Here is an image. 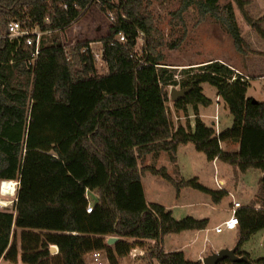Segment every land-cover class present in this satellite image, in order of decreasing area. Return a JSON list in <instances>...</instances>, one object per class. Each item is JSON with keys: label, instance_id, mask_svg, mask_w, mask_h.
<instances>
[{"label": "trees", "instance_id": "trees-1", "mask_svg": "<svg viewBox=\"0 0 264 264\" xmlns=\"http://www.w3.org/2000/svg\"><path fill=\"white\" fill-rule=\"evenodd\" d=\"M165 1L0 0V182H18L13 212L0 210V263L89 264L90 254L100 251L108 264H121L143 251L145 264H201L181 251H164L162 240L202 231L207 220H176L163 206L147 204L141 177L149 173L177 190L193 188L215 203L226 193L208 189L196 178L175 181L165 167L139 162L163 152L175 163L177 148L192 144L207 162L264 174V101L247 97L248 83L225 63L211 60L176 72L162 63L161 51L183 42V14L192 6L198 23L207 17L219 23L240 54L244 41L233 4L263 37L264 16L251 17L246 0H228L222 6L220 0H182L170 20L182 34L167 45L149 11L153 2ZM93 4L110 19L99 41V62L88 43L65 44L58 37ZM14 22L42 33L32 67L28 61L34 46L25 37L8 38ZM118 35L125 37L123 43ZM139 39L144 45L137 51ZM203 84L215 89L231 117L230 127L218 133L198 114V108L212 103L203 94ZM176 86L191 90L173 102V109L185 116L191 109L194 116L192 123L177 127L167 110L168 89ZM88 204L90 214L85 211ZM236 216L235 254L264 264V256L251 260L242 250L252 236L264 232V179L254 201ZM109 237L118 240L108 246ZM51 246L57 253L50 252ZM217 264L248 263L225 259Z\"/></svg>", "mask_w": 264, "mask_h": 264}, {"label": "rangeland", "instance_id": "rangeland-1", "mask_svg": "<svg viewBox=\"0 0 264 264\" xmlns=\"http://www.w3.org/2000/svg\"><path fill=\"white\" fill-rule=\"evenodd\" d=\"M181 1L166 0L161 4L153 2L149 9L154 18V24L161 32L167 45L178 39L182 34L179 27L170 24L171 14L180 7ZM246 1L245 10L251 17L258 19L264 16V0ZM227 2L228 0H220V5L222 6ZM233 8L235 19L244 41L243 54L235 50L231 37L219 23L209 17L198 23L197 10L192 6L183 14L187 29L183 42L174 50H170L165 46L161 50L164 57L162 63L165 64L167 69L180 72L183 69L196 68L201 63L219 59L248 76L246 93L248 97L255 101H264V37L246 24L236 5L233 4ZM109 22L110 19L100 11L99 6L93 4L82 19L71 25L69 29L59 34L58 37L65 44L88 43L90 48L96 54H99V41L106 36ZM260 27L264 30V22L260 24ZM143 45V40L139 39L137 51H140ZM97 62H99V59ZM243 66L246 68H241ZM171 88L180 89L179 86ZM201 88H203L204 95L212 100V104L209 107H202V112L207 115V117H203L204 122L207 125H211V121L215 120V118L212 120L211 117L216 114L218 127L215 130L221 131L225 129L228 127L225 122L227 116H229L225 106L218 97L215 98L214 88L206 84L201 85ZM172 104L173 101L169 98L167 110L175 127L183 126L187 120H193L191 109L188 110L189 116H185L182 112H176ZM223 149L235 150L236 146H223ZM139 164L140 166L153 165L156 168L165 167L168 174L175 181L196 178L199 184L208 189L214 191H217V189L223 190L226 196L220 202L215 203L210 195L193 188L180 187L177 190L176 187L149 173H145L142 177L147 200L170 210L176 220L186 216H191L195 219L208 218V229L230 214L229 209L233 200L239 202L241 207L253 202L258 192L259 182L264 179V174L262 175L259 171L248 170L243 173L238 168L221 161H217L214 164L207 162L204 154L197 152L192 144L181 145L177 148L175 163L169 160L166 153L161 152L157 155L145 157ZM14 194L12 197L13 201H15L16 197L15 192ZM91 196L93 195H90L89 199H91ZM5 204L7 205V203ZM191 234L169 235V237H166L165 251L183 250L185 258L191 257L189 255L191 252L189 253L188 250L180 248L188 244L191 246L192 255L201 253V256L205 258L214 252L231 247L234 236V233L228 231H224L222 234L207 231L199 233L194 240ZM171 239L175 241H171ZM263 240L264 232L260 231L243 244L242 250L251 253L253 258L263 257ZM142 254L143 251H136L123 258L121 264H145L141 260ZM0 264H3V262Z\"/></svg>", "mask_w": 264, "mask_h": 264}, {"label": "built area", "instance_id": "built-area-1", "mask_svg": "<svg viewBox=\"0 0 264 264\" xmlns=\"http://www.w3.org/2000/svg\"><path fill=\"white\" fill-rule=\"evenodd\" d=\"M8 32H9V35H8L9 39L25 37L26 44L30 46H34L33 54L31 55V58L28 61V66L32 67L39 54L40 37L42 35V33L39 32L38 27L34 28L33 30H23L18 23L14 22V23L9 24ZM117 40L118 42L123 43L125 41V37L123 35H118ZM94 57L96 58V60L98 59L100 60V54H96L94 52ZM235 74L240 76V80L242 83H246L249 80L248 76L243 75L239 71H235ZM213 118H215V120L213 121V127L215 129L218 127V122L216 120L217 116L215 115ZM216 133H218V131H216ZM15 184H16L15 187H17L18 182H15ZM1 186H2V182L0 185V190L2 189ZM240 208H241L240 203L233 200L231 208L229 209V213H230L229 217L223 223L213 228V231L216 234H221L224 231H230V232L235 231L238 226V218L236 216V212ZM85 211L87 214H90L92 212V206L88 204ZM89 264H108V263H107L104 253L100 251H96L90 254Z\"/></svg>", "mask_w": 264, "mask_h": 264}, {"label": "crops", "instance_id": "crops-1", "mask_svg": "<svg viewBox=\"0 0 264 264\" xmlns=\"http://www.w3.org/2000/svg\"><path fill=\"white\" fill-rule=\"evenodd\" d=\"M78 22V21H77ZM75 24V23H74ZM216 60V59H215ZM217 61L218 62H221V63H224V62H222L221 60H219V59H217ZM232 67V66H231ZM232 68H235V67H232ZM241 68H246L245 66H243V67H241ZM236 69V68H235ZM237 71H239L240 72V70H238V69H236ZM242 74H243V72H241ZM244 75H246V74H244ZM202 91H203V88H202ZM204 94V93H203ZM247 96V95H246ZM248 97V96H247ZM208 98V97H207ZM215 98H217V96H216V92H215ZM250 98V97H249ZM210 99V98H209ZM211 100V99H210ZM211 102H212V100H211ZM212 104V103H211ZM216 106H218V105H216ZM205 112H206V110H205ZM206 113H208V112H206ZM198 114H199V117L201 118V120L204 122V120H203V117L205 118V117H207V115H204V113L202 112V107H200V108H198ZM216 114H213V116L211 117L212 118V120H213V117L215 116ZM193 116V115H192ZM194 117V116H193ZM218 117H219V115H218ZM191 123H192V121H190ZM205 123V122H204ZM212 123H213V121H211V125H212ZM226 124H227V126L228 127H230V125H231V117H230V115L229 116H227V118H226V122H225ZM206 124V123H205ZM207 125V124H206ZM208 126H210V125H208ZM227 128V127H226ZM236 149H237V147H236ZM235 149V150H236ZM149 156V155H148ZM147 157V156H146ZM215 162H217V160H215V161H213L212 162V164H214ZM262 174V173H261ZM263 175V174H262ZM143 177V176H142ZM142 177H141V184H142V187H143V192H144V196H145V200H146V203L147 204H152V202L151 201H149V200H147V197H146V195H145V188H144V185H143V182H142ZM222 181V180H221ZM3 182H6V181H3ZM9 182H11V181H9ZM0 184H1V182H0ZM17 188V187H16ZM207 188V187H206ZM218 190V189H217ZM15 193H16V190H15ZM15 194H10V195H3L2 194V192H1V190H0V210L1 211H8V212H13V209H14V204H15V201H13L12 199V197L14 196ZM5 203H7V205L6 206H3ZM11 203V204H10ZM155 204V203H154ZM162 206V205H161ZM164 207V206H163ZM165 208V207H164ZM166 209V208H165ZM166 210H168V209H166ZM170 211V210H169ZM15 214V213H14ZM229 217V215H227L225 218H223L221 221H219V222H216L213 226H212V228H210V229H208V226H209V220H208V218H203V219H206L207 220V227H206V229H204V230H202V231H187V232H182V233H192L191 235L193 236V238H194V240L197 238V236H198V234L199 233H205V232H207V231H210V232H214L213 231V228H215L216 226H218V225H220L221 223H223L227 218ZM197 219V218H196ZM197 220H202V219H197ZM13 232L15 231V229H13L12 230ZM228 232H230V231H228ZM182 233H180V234H182ZM215 233V232H214ZM232 233H234V236H233V241H232V245H231V247H229L228 249H232V248H234V246H235V243H236V232L235 231H233ZM222 234V233H221ZM166 237H169V235H166L164 238H163V240H162V247H163V249L165 248V242H166ZM171 241H175V240H173V239H171ZM181 249H185V250H188V252L190 253H188L191 257H186V259H188V260H192V261H200L201 262V260L203 259V257L201 256V253H199V254H196V255H192V250H191V246H189L188 244H185V245H183V246H181L180 247ZM223 248H225V247H223ZM164 251H165V249H164ZM243 251H245L246 253H248V255H249V257H250V259L251 260H255V259H257V258H260V257H257V258H253L252 257V255H251V253H249L248 251H246V250H243ZM167 252V251H166ZM168 252H172V251H168ZM181 252H183V254H184V251L182 250ZM212 252V251H211ZM210 252V253H211ZM185 256V255H184ZM195 256V257H194ZM156 264V263H155Z\"/></svg>", "mask_w": 264, "mask_h": 264}, {"label": "water", "instance_id": "water-1", "mask_svg": "<svg viewBox=\"0 0 264 264\" xmlns=\"http://www.w3.org/2000/svg\"><path fill=\"white\" fill-rule=\"evenodd\" d=\"M191 90L190 88H182V89H176V88H171L169 91V98L171 101H177L180 98H183L189 91ZM253 102H255V100H252ZM118 240V238L116 237H109L106 240V244L108 246L113 245L116 241ZM50 252L52 254L57 253L58 249L55 246H51L50 248ZM229 260L232 263H248L251 264V262L244 256L242 257H238L235 254V248L232 249H222L219 250L217 252H214L210 255H208L207 257L203 258L201 260V264H217L223 260Z\"/></svg>", "mask_w": 264, "mask_h": 264}, {"label": "bare ground", "instance_id": "bare-ground-1", "mask_svg": "<svg viewBox=\"0 0 264 264\" xmlns=\"http://www.w3.org/2000/svg\"><path fill=\"white\" fill-rule=\"evenodd\" d=\"M1 185V184H0ZM16 186V184H15V182L14 181H11V182H9V181H6V182H2V186H1V192H2V194L3 195H12V194H14V192H15V187ZM6 204H4L3 206H5Z\"/></svg>", "mask_w": 264, "mask_h": 264}]
</instances>
